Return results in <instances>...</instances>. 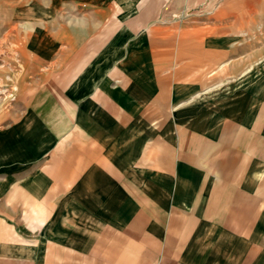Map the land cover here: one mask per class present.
Segmentation results:
<instances>
[{"label": "crops", "instance_id": "1", "mask_svg": "<svg viewBox=\"0 0 264 264\" xmlns=\"http://www.w3.org/2000/svg\"><path fill=\"white\" fill-rule=\"evenodd\" d=\"M53 8L0 107V264H264L263 77L252 62L243 95L225 60L212 80L206 29L264 0Z\"/></svg>", "mask_w": 264, "mask_h": 264}, {"label": "rangeland", "instance_id": "2", "mask_svg": "<svg viewBox=\"0 0 264 264\" xmlns=\"http://www.w3.org/2000/svg\"><path fill=\"white\" fill-rule=\"evenodd\" d=\"M53 9V0H0V107H4V114L11 111V103L17 100L22 84L21 82L19 85L16 81L17 75L20 74L22 77L25 73L22 81H24V86L26 85V66L33 52L30 45L37 37L40 42H43L40 35L43 31L52 32L51 25L45 23V21L53 15L51 13ZM54 10L59 11L58 8ZM69 10L76 15L78 9L70 8ZM214 11H217V8H213L212 12ZM216 16H218L216 12L211 14V18H216ZM259 20L257 24L241 23L238 25L231 23L219 24L215 23L213 19L211 23L206 24V29L211 33L210 43L212 49L219 48L220 45L226 43V55L212 56L211 68H216L217 71L218 66L226 60L228 62L226 63L228 67L227 84L234 80L240 82V71H242L244 75L243 84H239L234 89L243 87V95H246L245 90L251 86L250 77L245 72L250 70L252 62H256L258 65L257 74L259 78L263 77L257 89L260 95L264 94V16L260 14ZM193 25L196 24H188L185 21L174 22V32L192 30ZM197 30L201 31V29ZM220 34L227 37L226 41L215 39ZM193 42L195 47H198L203 43V40L202 38H196ZM236 48L239 49L238 52L232 53L233 49ZM251 48L253 49L252 57L249 55ZM220 58L221 62L219 63ZM215 79H219L218 71L215 74L212 73V80ZM257 81H255V84ZM231 91H233L231 88H226L227 94ZM22 103L24 102L20 104Z\"/></svg>", "mask_w": 264, "mask_h": 264}]
</instances>
